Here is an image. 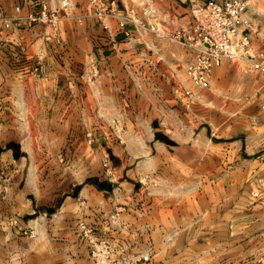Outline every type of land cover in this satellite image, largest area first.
I'll use <instances>...</instances> for the list:
<instances>
[{"label": "crops", "instance_id": "1", "mask_svg": "<svg viewBox=\"0 0 264 264\" xmlns=\"http://www.w3.org/2000/svg\"><path fill=\"white\" fill-rule=\"evenodd\" d=\"M71 1L55 23L28 26L57 1L0 0V130L21 128L26 148L16 155V136L0 133V160L24 161L0 171V210L43 209L27 220L42 222L40 234L0 222V264H95L79 222L131 264H264V73L223 59L208 86L194 85V53L171 37L190 23L191 0ZM131 8L153 10L162 35L128 24L124 37L118 16ZM89 55L100 73L91 82L81 77ZM241 115L256 121L244 141Z\"/></svg>", "mask_w": 264, "mask_h": 264}, {"label": "built area", "instance_id": "2", "mask_svg": "<svg viewBox=\"0 0 264 264\" xmlns=\"http://www.w3.org/2000/svg\"><path fill=\"white\" fill-rule=\"evenodd\" d=\"M57 9L46 15L42 8L39 14L31 13L24 18L28 26L35 21H55L67 16L72 8L71 0H56ZM189 8L190 23L185 28L176 30L171 37L177 39L185 47L192 49L194 56L185 66L187 77L199 87L209 85L212 69L219 66L223 59L230 61L243 60L250 64L252 69L264 73V56L254 52L250 38L247 35L251 29V22L244 15L246 10L245 0H191ZM97 17L105 24L108 13L97 12ZM154 16L153 10L144 8L139 15L134 9H128L118 16L120 33L124 37H130L128 24L138 31H150L161 36L162 33L155 22H150ZM9 27L10 20L4 21ZM99 60L94 55H89L81 77L91 82L99 76ZM118 124L114 131L118 132ZM81 236L90 249V257L95 264H131L130 259H116L114 247L107 240L97 239L93 229L80 222L78 224ZM32 236V235H31ZM148 260V254H141L136 261Z\"/></svg>", "mask_w": 264, "mask_h": 264}, {"label": "rangeland", "instance_id": "3", "mask_svg": "<svg viewBox=\"0 0 264 264\" xmlns=\"http://www.w3.org/2000/svg\"><path fill=\"white\" fill-rule=\"evenodd\" d=\"M245 2H246L245 15H246V17L249 18V20L251 22V30L252 31L254 30L253 34L254 35L257 34V36L259 37L258 42L261 45H263V47H264V0H245ZM239 61L243 62V60H239ZM239 61L233 60L230 62H239ZM260 103H261L260 105H262L264 107V98L261 99ZM262 109L264 110V108H262ZM17 115H18V113H17ZM237 121H238L237 122L238 127L243 126L240 128V130L237 131V134H236L237 138L242 139L244 141L245 140L244 137L248 133V129H246L247 127L244 128V126H247V124L248 125L254 124L256 121H254L253 118H250V116L248 117V115L239 116ZM20 129L21 128L16 127L14 129H11V130H9V129L8 130H0V133L2 135L4 134V137H7V138L10 136H12V137L16 136L15 138L18 139L17 148L13 151L16 155L18 154L19 156H24V155H26V148H25V145L23 144V142H21V143L19 142L21 137H20L19 133L17 132V131L20 132ZM21 136H22V132H21ZM262 138H264L263 135H262ZM1 150H2V146L0 147V151ZM242 154L246 155L244 153H242ZM9 161L10 162H6V160H4V159L0 160V171L1 170L4 171L8 168H16L17 169V168L24 167V164H23L24 161L22 159H20V161L17 160V163L18 164L20 163V165H18L16 163L17 164L16 166L14 165L15 164L14 162H12L11 160H9ZM18 178H19V176L15 179H18ZM263 181L264 180L260 179V181H259L260 183H259L258 187L256 188V190H259V192L261 189H264V182ZM6 209L0 210V214L3 213V215L0 218V222L5 221V222L12 223V225H11L12 231H13V233H16L17 236H19V235H36V234H40L41 232H43V225H42L41 221H40L39 225H37L36 230H34L32 227H30V225H32V223L29 225V223L27 222L28 218L33 219L36 216L42 217V214L39 213V212L43 211V209L41 207H37L36 209H34L35 214H33L32 216L25 213V209H19V210H16V212L13 211V213H14L13 215H10L9 211H7V213H9V214H6ZM37 210L39 212H36ZM252 221L253 220L251 218L244 217L242 220L239 221V223L252 222ZM5 226H7V224L0 226V237H2L3 234H5L8 231V229ZM79 231H80V229H79ZM252 248H254L253 251L256 250L255 245H253ZM246 259L247 260H241L239 262L238 261H231L230 263L227 262V264H263L262 263L263 261L259 262L258 261L259 259H257V258H255L257 260H255L253 257L251 258L252 260H248V258H246ZM215 264H220V262H215Z\"/></svg>", "mask_w": 264, "mask_h": 264}]
</instances>
